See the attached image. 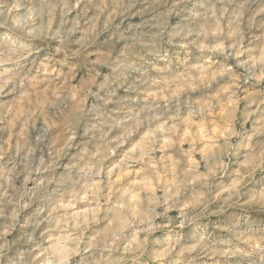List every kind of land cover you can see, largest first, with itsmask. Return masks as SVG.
Returning <instances> with one entry per match:
<instances>
[{"label":"clouds","instance_id":"clouds-1","mask_svg":"<svg viewBox=\"0 0 264 264\" xmlns=\"http://www.w3.org/2000/svg\"><path fill=\"white\" fill-rule=\"evenodd\" d=\"M0 264H264V0H0Z\"/></svg>","mask_w":264,"mask_h":264}]
</instances>
